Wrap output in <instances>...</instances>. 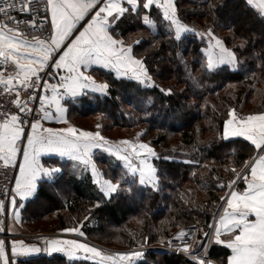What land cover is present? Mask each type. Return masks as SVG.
Instances as JSON below:
<instances>
[{
	"label": "snow or ice",
	"instance_id": "snow-or-ice-1",
	"mask_svg": "<svg viewBox=\"0 0 264 264\" xmlns=\"http://www.w3.org/2000/svg\"><path fill=\"white\" fill-rule=\"evenodd\" d=\"M241 3L247 9L245 15L264 32V0ZM224 6L210 5L214 19ZM157 11L162 13L161 23L177 48L186 33L199 37L202 43L206 39L198 61L202 73L240 70L238 52L247 51L244 40L234 50L226 45L225 38L216 35L213 27L203 32L190 28L178 14L176 0H0V92L9 97L7 105L0 103V169H18L10 180L5 176L9 184L14 181V186L6 185L0 191L8 201L6 204L5 199H0V213H7L10 205L18 220L20 210L25 208L23 201L38 196L42 181L55 187L63 169L45 167L40 162L43 153L67 157L74 162V173L81 166L90 171L102 200H110L116 194L135 197L134 189L163 190V173L152 162L159 157L148 143L132 139L112 143L99 130H81L72 125L55 129L41 123L54 119L67 123L66 108L61 103L66 98L91 93L104 97L110 93L109 83L98 82L91 74L93 66L114 72L117 78H127L140 87H158L154 80L158 69L134 51V45L141 41L126 43L121 35V26L127 20L143 15L148 24L149 15ZM225 26L235 33L233 26ZM255 55L264 60L260 53ZM180 56L175 53L176 58ZM259 67L264 69V63ZM160 91L172 94L170 88ZM227 115L222 139L242 138L247 142L242 149L248 158L234 161L227 183L218 185L221 191L228 189L219 197L223 211L213 224L207 225L209 231L196 238V247L187 242L191 230L182 229L168 241L170 245L181 242L176 250L190 255L189 264H264V111L242 115L233 108ZM100 127L96 125L97 129ZM97 148L123 162L124 171L119 179L107 178L98 167L93 158V149ZM94 207H101V201ZM5 231L0 226V232ZM62 232L86 236L77 226L63 228ZM43 240L40 246L13 239L9 250L6 239H0V264H28L18 258L41 252L63 253L69 258L83 254L85 260L95 264H138L144 255L139 250L106 253L78 238ZM209 243L226 246L230 254L220 261L211 260L207 254ZM200 250L204 255L198 254Z\"/></svg>",
	"mask_w": 264,
	"mask_h": 264
},
{
	"label": "trees",
	"instance_id": "trees-1",
	"mask_svg": "<svg viewBox=\"0 0 264 264\" xmlns=\"http://www.w3.org/2000/svg\"><path fill=\"white\" fill-rule=\"evenodd\" d=\"M176 3L178 14L190 28L203 32L213 27L216 35L225 38L226 45L234 50L244 40L247 51L238 52L242 61L239 71L202 73L198 61L206 39L202 43L199 37L186 33L177 48L161 23L162 16L154 12L149 15L148 24L144 23L143 15L127 20L121 26V35L126 43L141 41L134 45V51L153 69H158L154 74L158 87H140L134 81L95 70L100 80L109 83L110 93L104 97L80 96L68 102L67 111V118L76 126L80 120L100 116L105 119L106 132L124 130L135 137L136 131H143L140 139L159 157L152 162L163 173V190L134 189L135 197L116 194L110 200H102L86 170L79 173L71 170L57 177L54 188L47 181L41 182L38 196L26 201L20 212L23 225L32 226L46 215H54L45 226L48 230L81 224V230L96 243L123 250L165 245L183 228L195 230V238L209 231L207 225H211L222 204L219 197L228 191L226 188L221 191L218 185L227 183L234 161L248 158L242 149V144L247 142L241 138L222 139L227 113L233 108L242 115L264 111V69L259 67L264 60L255 55L264 56V32L245 15L247 9L241 0H176ZM213 3L225 5L215 13V19L210 11ZM225 25L233 26L235 33ZM176 52L181 54L180 58L175 57ZM160 88H170L172 94L166 95ZM98 159L103 163L107 160L108 164L104 165L111 164L116 172L121 171L119 163L111 158ZM60 164L71 169L74 162ZM60 187L63 191L58 190ZM39 201L51 208L31 210ZM97 201H101L99 208L94 207ZM207 254L211 260L220 261L229 250L210 243ZM143 259L138 264L190 262L184 257L152 250H147ZM27 261L28 264H95L89 260H69L63 254L52 258L41 254Z\"/></svg>",
	"mask_w": 264,
	"mask_h": 264
},
{
	"label": "rangeland",
	"instance_id": "rangeland-1",
	"mask_svg": "<svg viewBox=\"0 0 264 264\" xmlns=\"http://www.w3.org/2000/svg\"><path fill=\"white\" fill-rule=\"evenodd\" d=\"M130 38L134 39L133 37H130ZM134 42H135V40L134 41L133 40L130 41V43H134ZM102 82H104V81L102 80ZM129 115L130 116H134L132 114H129ZM97 124L101 125V127L99 129L96 128ZM103 124L105 126V124H106L105 123V119H103L100 116H94L92 118L90 117L88 119L80 120L79 123L77 124V127L79 129L87 130V131H97V130H99L101 132V135L104 136L107 140H109L112 143H117V142H119L121 140H124V139H132V140H138L139 142H145L144 140L140 139V137H142V136H139V135H140V133L143 132L141 130L136 131L135 135L137 133H138V135L135 136V137H132V134H130V132L124 131V130L123 131L113 130V131L106 132V130L108 128L104 127ZM138 128H142L143 129L142 126H138ZM104 160H105V158H104ZM95 161H96L98 167L102 171H104L106 173L107 178H112L114 180L115 179H119L121 174L124 171L123 164H121V163H119L121 171L120 172L119 171L116 172V169L113 166H111V164L107 165V166L104 165V164H108L107 160L105 161V163H103V161H101L100 159H95ZM41 162H42V164L45 167H49V166L62 167L60 163L67 162V161L61 160L60 158H52V159H48V160H45V161L42 160ZM62 169H63V172H67V171H71V170L73 171V168L70 169V167H66V165H64L62 167ZM81 169H83L82 166L76 172L79 173V171ZM122 186H124V185H122ZM62 189H64V188L60 187L58 190L59 191H63ZM222 204H223V202H222ZM35 205L36 206L31 208V210H33L34 212L35 211L38 212L40 210H47V209L51 208V207L50 208L47 207V205L43 201H39ZM222 210H223L222 207L218 208V211L216 212V215L213 218L211 224L214 223L215 219H218V214L221 213ZM21 216L22 215L20 214V219H21ZM52 216H54V215H50V216L46 215L43 218V220L40 221L39 223H35L32 226H26L25 224L23 225L22 220H20V219L17 220V222L15 223V220L12 219L13 217H12V212H11V215H10V218H9V224L6 225V227H7L6 231H7L8 234L11 235V237L8 238V240H6V241L9 242L11 239L12 240L13 239H17V240H24L26 243H29V244H37V245L43 246V244H44L43 238L44 237L61 238V239H77L78 238V239L82 240L83 242H87L91 246H94V247H96V248H98V249H100V250H102L103 252H106V253L118 252V251H138L139 250V251H143L144 254H145V252L147 250H152V251H158V252L166 254L165 248L168 245L167 244L168 240L166 241L165 245H158V246H155L153 248H141V249H131V250L127 249V250H123L121 248H117V246L109 247V246H104V245H102L100 243H96L91 238H88L87 235L85 237H77L76 234H74V233H64V232H62V230H55V231L48 230L45 226H48V225H46L47 223L50 224L52 222V219H51ZM252 218H254V217H252ZM10 225H11V227L9 228ZM0 226H1V223H0ZM77 227H80L82 229L81 224H79ZM8 230L10 231V233L8 232ZM3 233L4 232H0V235L6 237V235L3 234ZM195 237H194V240H193V247L194 248L196 247V245H195L196 238ZM205 243H208V242L205 241ZM209 246H210V243L208 244V247ZM41 254L47 257V254L44 253V252L36 254L35 256H38V255L40 256ZM198 254L199 255H204V251L200 250V252ZM35 256L33 255L31 257H35ZM63 256L66 257L69 260H82V261L85 260L83 258V254H81L79 257H73V258H69L65 254H63ZM31 257H28V258H31ZM143 257H144V255H143ZM143 257L140 258L138 263L140 261L144 260ZM184 258H187L188 260L191 259L190 257L189 258L188 257H184ZM18 259H19V261L27 260V258H25V257H20ZM89 261H91V260H89ZM92 262H95V261H92Z\"/></svg>",
	"mask_w": 264,
	"mask_h": 264
},
{
	"label": "crops",
	"instance_id": "crops-1",
	"mask_svg": "<svg viewBox=\"0 0 264 264\" xmlns=\"http://www.w3.org/2000/svg\"><path fill=\"white\" fill-rule=\"evenodd\" d=\"M161 16H162V13L161 12H159V11H157ZM93 69L94 70H90V72H91V74H93L94 75V78L98 81V82H102V80H100L98 77H97V75H95V73H94V71L95 70H99V71H102V72H105V73H110V74H113V76L115 77V78H117L116 77V75H115V73L114 72H109V71H107V70H104V69H102V68H99L98 66H93ZM117 79H127V78H117ZM128 80V79H127ZM52 82H54V81H50V83H52ZM105 82V81H104ZM91 94H96V95H99V94H97V93H91ZM79 98V97H78ZM78 98H76V99H78ZM76 99H71V98H66L64 101H62L61 103L62 104H64V106H65V108H66V112L64 113V118H65V120L67 121V123H64V122H58L56 119H54V120H52V121H48V120H42L41 121V123L44 125V127H51V128H55V129H58V128H62V127H66V126H69V125H72V126H76L74 123H72L70 120H69V118H67V111H68V102H70V101H74V100H76ZM53 111V113L55 114V110L53 109L52 110ZM77 127V126H76ZM30 130V129H29ZM82 130V129H81ZM101 133V132H100ZM232 139H237V138H232ZM242 139V138H241ZM100 156H102V157H104V158H111L112 160H114L115 162H118V163H121V164H123V162L122 161H119L115 156H113L112 154H110V153H108L105 149H103V148H97V149H93V158H94V160L95 159H98ZM52 158H60L61 160H64V161H71V160H69L67 157H59L57 154H47V153H43V154H41V157H40V162L42 161V160H48V159H52ZM21 159H22V157H21ZM72 162V161H71ZM42 163V162H41ZM120 165V164H119ZM18 171V169H16V172ZM87 171V170H86ZM88 172V174L91 176V173H90V171H87ZM92 182H93V180H92ZM94 184V183H93ZM95 185V184H94ZM96 186V185H95ZM97 187V186H96ZM242 187H244V185L242 184ZM241 187V188H242ZM98 188V187H97ZM35 196H33V197H30V198H28L27 200H25V201H23V203L25 204V202L26 201H28V200H30V199H32V198H34ZM17 199H19V198H17ZM223 211V210H222ZM12 212V211H11ZM20 212H21V210H20ZM21 214V213H20ZM12 219H14L15 220V223L17 222V219H15L14 218V215H13V212H12ZM20 219V218H19ZM18 219V220H19ZM11 227V225L9 226V228ZM8 232L10 233V231L8 230ZM4 234V233H3ZM0 239H6V240H8L6 237H4V236H2V235H0ZM11 241H12V239L8 242L7 241V243H8V245H9V250H10V244H11ZM222 247H224L225 249H226V246H224V245H221ZM229 250V254H230V249H228ZM228 254V255H229ZM36 255V254H35ZM34 255V256H35Z\"/></svg>",
	"mask_w": 264,
	"mask_h": 264
},
{
	"label": "built area",
	"instance_id": "built-area-1",
	"mask_svg": "<svg viewBox=\"0 0 264 264\" xmlns=\"http://www.w3.org/2000/svg\"><path fill=\"white\" fill-rule=\"evenodd\" d=\"M11 70V68H9V71ZM38 91H42V89L38 90ZM21 95L23 96L24 93H21ZM8 101H9V97H7L5 94H3L2 92H0V103L2 104H8ZM38 106V105H37ZM14 107V105H13ZM16 173V169H12V170H8V171H4L2 169H0V191L3 190V188L6 186V185H9V186H14V181H11V184H9V180L15 175ZM5 176H7L9 178V180H6L5 179ZM0 199H5V202L6 204H8V201L7 199L3 196V195H0ZM11 206L9 205L8 206V212L7 213H0V223H1V226L6 227V225L9 224V218H10V215H11ZM182 229H179L172 237L169 238V240H173L174 237H176V235L181 231ZM183 230H191L189 231V236L191 237L189 240H187L188 243L192 244L193 245V239H194V236H195V230L193 229H190V228H183ZM4 234L6 235V238H10L11 235L7 233V231L4 232ZM168 240V241H169ZM180 241H175L173 244H168L167 242V246L165 248V252L166 253H170L174 256H179V257H190V255H187L185 254L183 251H178L176 249H178L179 245H180ZM208 250H209V247L207 248V253H208ZM48 258H50L48 255H47ZM191 258V257H190Z\"/></svg>",
	"mask_w": 264,
	"mask_h": 264
},
{
	"label": "water",
	"instance_id": "water-1",
	"mask_svg": "<svg viewBox=\"0 0 264 264\" xmlns=\"http://www.w3.org/2000/svg\"><path fill=\"white\" fill-rule=\"evenodd\" d=\"M47 254V253H46ZM60 254H63V253H52L51 255L47 254L50 258H52L53 256L55 255H60Z\"/></svg>",
	"mask_w": 264,
	"mask_h": 264
}]
</instances>
